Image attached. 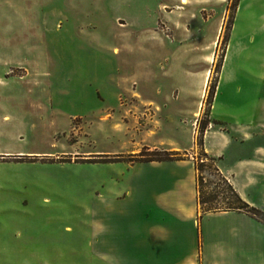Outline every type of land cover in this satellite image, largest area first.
<instances>
[{
	"label": "rangeland",
	"instance_id": "rangeland-1",
	"mask_svg": "<svg viewBox=\"0 0 264 264\" xmlns=\"http://www.w3.org/2000/svg\"><path fill=\"white\" fill-rule=\"evenodd\" d=\"M233 126L264 146V0H0V264H109L98 212L140 153L202 160L198 215L234 202L203 146Z\"/></svg>",
	"mask_w": 264,
	"mask_h": 264
},
{
	"label": "crops",
	"instance_id": "crops-1",
	"mask_svg": "<svg viewBox=\"0 0 264 264\" xmlns=\"http://www.w3.org/2000/svg\"><path fill=\"white\" fill-rule=\"evenodd\" d=\"M210 113L219 117L213 103ZM232 128L234 135L207 127L203 146L218 157L221 173L239 196L256 206L250 193L264 189V146H233L251 139L241 135L242 126ZM130 166V185L103 199L96 220L94 251L109 264H264L263 223L236 210L206 212L198 221L190 157Z\"/></svg>",
	"mask_w": 264,
	"mask_h": 264
},
{
	"label": "trees",
	"instance_id": "trees-1",
	"mask_svg": "<svg viewBox=\"0 0 264 264\" xmlns=\"http://www.w3.org/2000/svg\"><path fill=\"white\" fill-rule=\"evenodd\" d=\"M236 2H238V0H236ZM162 152V153H161ZM203 155H205V153H203ZM141 157H144V159H142L143 161H162V160H171L172 155L170 153H167L166 151H158V150H152L150 151V153H140ZM205 164L202 162V160L200 159V162H194V168L196 170V190H197V202L199 204V206H202L203 204H205L207 201L202 200L200 198V188L201 186L203 187V179H204V175L203 170H204ZM210 168V172L211 174L215 175L218 177V179L220 181H222L223 183H225L231 198L234 200V202H226L224 205L222 206H212V205H208L207 207L202 208L201 210V214L198 215L199 220L201 219L202 215L205 214L206 212H210V211H226V210H236L239 212H243L251 217H253L254 219H256L257 221L261 222L264 224V211L259 208L256 207L254 205L249 204L248 202H246L245 200H243L239 194L234 190L233 186L229 183V181L227 180V178L221 174V172L219 171L218 167L215 165H209ZM202 193V192H201ZM216 197H218V193L215 192V194H213V196L211 197V200H216ZM209 200V199H208Z\"/></svg>",
	"mask_w": 264,
	"mask_h": 264
},
{
	"label": "bare ground",
	"instance_id": "bare-ground-1",
	"mask_svg": "<svg viewBox=\"0 0 264 264\" xmlns=\"http://www.w3.org/2000/svg\"><path fill=\"white\" fill-rule=\"evenodd\" d=\"M182 3H184V0H181Z\"/></svg>",
	"mask_w": 264,
	"mask_h": 264
}]
</instances>
